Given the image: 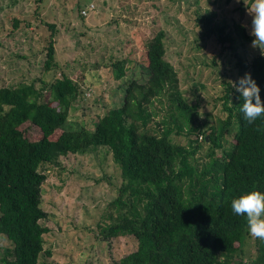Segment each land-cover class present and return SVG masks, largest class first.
Wrapping results in <instances>:
<instances>
[{
    "label": "trees",
    "instance_id": "trees-1",
    "mask_svg": "<svg viewBox=\"0 0 264 264\" xmlns=\"http://www.w3.org/2000/svg\"><path fill=\"white\" fill-rule=\"evenodd\" d=\"M194 8V26L223 50L251 41L243 26L225 34L210 12ZM21 24L11 18L13 30ZM48 27L43 72L49 74L59 65L54 25ZM164 39L163 30L153 33L143 72L129 78L119 106H103L77 124L70 113L90 90L64 73L49 82L43 76L0 87V236L11 243L0 264H39L48 232L40 224L45 165L98 148L109 151L120 171L116 196L107 204L110 223L100 228L105 240L132 246L117 264H264V242L250 236L244 217L230 209L241 191L264 192V122L242 119L239 94L223 80L217 101L226 117L200 124L198 102L179 87ZM108 60L103 66L113 80L133 69L126 57L110 54ZM244 69L264 103V50L241 66V76ZM197 153L206 162L199 163Z\"/></svg>",
    "mask_w": 264,
    "mask_h": 264
},
{
    "label": "rangeland",
    "instance_id": "rangeland-1",
    "mask_svg": "<svg viewBox=\"0 0 264 264\" xmlns=\"http://www.w3.org/2000/svg\"><path fill=\"white\" fill-rule=\"evenodd\" d=\"M251 2L0 0V87L43 76L49 82L64 73L81 83L84 91L90 90L70 113V123L77 124L78 117L91 118L103 106L122 103L129 78H140L143 72L146 44L155 31L163 30L166 55L175 67L179 87L191 102H198V122L224 119L222 102L217 101L222 81L235 82L241 76V66H247L260 50L252 48L251 41H238L223 50L215 38H203V32L193 24L190 9L210 12L225 34L235 32V26L240 25L250 36L247 8ZM89 6L92 9L82 16L80 12ZM14 16L24 22L15 30L11 28ZM49 24L54 25L59 68L48 74L43 72V64L44 47L52 33ZM110 54L126 57L133 65L122 80H113L104 69ZM245 73L247 69L242 76ZM177 141L185 143L181 137ZM195 158L206 162L201 153ZM45 167L41 207L46 217L40 224L48 232L43 235L39 264H117L132 246L123 239L105 240L100 235V228L110 223L107 204L120 185V171L109 151L98 148L84 155L69 154ZM9 247L11 243L0 236V256Z\"/></svg>",
    "mask_w": 264,
    "mask_h": 264
},
{
    "label": "clouds",
    "instance_id": "clouds-1",
    "mask_svg": "<svg viewBox=\"0 0 264 264\" xmlns=\"http://www.w3.org/2000/svg\"><path fill=\"white\" fill-rule=\"evenodd\" d=\"M251 16L250 32L252 37L250 46L264 50V0H252L247 8ZM231 88L239 94V112L242 119L253 124L258 119L264 122V103L260 98V88L250 74L245 73L230 81ZM230 209L236 216H243L246 221L247 232L253 238L264 242V192L258 190L241 191L230 201Z\"/></svg>",
    "mask_w": 264,
    "mask_h": 264
},
{
    "label": "built area",
    "instance_id": "built-area-1",
    "mask_svg": "<svg viewBox=\"0 0 264 264\" xmlns=\"http://www.w3.org/2000/svg\"><path fill=\"white\" fill-rule=\"evenodd\" d=\"M91 9L92 7L89 6L87 9L82 10L80 13L82 16H86V13H88V11H90Z\"/></svg>",
    "mask_w": 264,
    "mask_h": 264
}]
</instances>
